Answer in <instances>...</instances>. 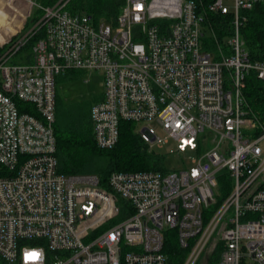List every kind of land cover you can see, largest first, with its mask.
Wrapping results in <instances>:
<instances>
[{
	"label": "built area",
	"instance_id": "2783aa9c",
	"mask_svg": "<svg viewBox=\"0 0 264 264\" xmlns=\"http://www.w3.org/2000/svg\"><path fill=\"white\" fill-rule=\"evenodd\" d=\"M20 1L26 20L40 15L0 43V264H264V125L244 92L251 73L264 80V60L241 33L244 11L264 0H125L102 20L73 0ZM208 11L232 14L230 52L216 34L217 51L205 47ZM35 35L30 60L15 62ZM95 69L100 148L130 121L150 151L160 128L192 164L115 171L107 186L62 172L57 76ZM225 170L232 188L219 202ZM173 232L182 255L171 258Z\"/></svg>",
	"mask_w": 264,
	"mask_h": 264
},
{
	"label": "trees",
	"instance_id": "16d2710c",
	"mask_svg": "<svg viewBox=\"0 0 264 264\" xmlns=\"http://www.w3.org/2000/svg\"><path fill=\"white\" fill-rule=\"evenodd\" d=\"M2 1L4 2H1L2 5L0 7V43L15 33L22 25L19 20L22 15L17 8L15 10L12 1ZM201 1H203L205 6H208L213 0ZM124 2L125 0H73L71 8L83 9L97 19L101 17L111 19L118 15L120 5ZM244 14L247 19L241 25V33L246 47L253 59L264 60V3L257 4L252 9L244 11ZM208 18L210 26L207 23L205 47L209 50L217 51L218 43L214 36L216 34L224 49L230 52L225 40L233 30L232 14L208 11ZM32 20L33 23L36 18ZM32 23L30 21L27 26H31ZM37 38L38 35L33 36L26 46L32 47ZM3 50L4 48H0V53ZM22 50L14 58L15 62L30 60L32 48L26 54H22ZM68 72L60 75H67ZM60 75L57 76V81ZM244 92L254 114L261 124L264 125V80L251 73L247 78ZM56 97L58 98V95ZM102 97L103 95L96 98V102L101 100ZM19 104L22 109H25L26 103L19 102ZM58 107L57 104L54 127L57 139V157L59 168L62 172L96 173L99 175L101 183L107 186L111 174L115 171L149 169L167 171L168 168L164 161L165 156L158 153L155 148L151 151L148 149L146 143L136 131L135 123L130 121L122 122L118 143L113 148L103 149L96 144L94 138L92 107L83 111L75 123L68 122L66 120V111L58 110ZM0 174H6V169H2L1 166ZM231 188L232 181L229 172L225 170L220 174V189L223 194L219 198V202L231 191ZM165 252L171 258L176 255H182L176 239V233L173 232L169 237Z\"/></svg>",
	"mask_w": 264,
	"mask_h": 264
},
{
	"label": "rangeland",
	"instance_id": "374dc122",
	"mask_svg": "<svg viewBox=\"0 0 264 264\" xmlns=\"http://www.w3.org/2000/svg\"><path fill=\"white\" fill-rule=\"evenodd\" d=\"M10 1V0H6ZM1 2L0 0V7ZM16 8L21 13V18L19 19L22 22V30L25 32L31 26H27L32 19L40 15L39 11H35L33 16L26 20L25 14L28 6L22 1L18 0L13 2ZM231 5V3L229 2ZM10 9V8H9ZM12 10V9H11ZM17 10V11H18ZM94 17V16H93ZM94 19L98 20L96 17ZM103 18H99L102 20ZM33 24V23H32ZM0 48H6V45H0ZM31 46H26L22 50V54H26L31 50ZM104 91V79L103 72L100 70H75L68 72L67 75H60L57 81V95H58V110H65L67 113L66 120L71 123H75L76 120L80 118L83 111L89 110L95 102L96 98L100 97ZM160 137L163 138L162 144H157L155 150L158 153H161L165 156V165L167 168L179 170L187 165L192 164V157L195 156L194 153L187 151L186 153H178L176 149V140L174 138L167 139V134L160 128L157 130Z\"/></svg>",
	"mask_w": 264,
	"mask_h": 264
}]
</instances>
